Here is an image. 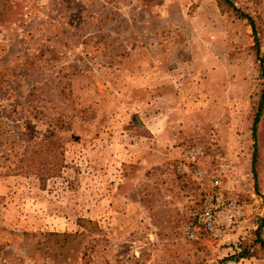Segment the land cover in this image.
Masks as SVG:
<instances>
[{"label":"rangeland","instance_id":"1","mask_svg":"<svg viewBox=\"0 0 264 264\" xmlns=\"http://www.w3.org/2000/svg\"><path fill=\"white\" fill-rule=\"evenodd\" d=\"M231 1L254 18L264 69V0ZM5 3L0 264H264L250 24L217 0ZM37 152L62 163L44 182L29 172ZM215 179L243 205L233 238L255 256L186 237Z\"/></svg>","mask_w":264,"mask_h":264},{"label":"built area","instance_id":"2","mask_svg":"<svg viewBox=\"0 0 264 264\" xmlns=\"http://www.w3.org/2000/svg\"><path fill=\"white\" fill-rule=\"evenodd\" d=\"M198 153L202 151L196 150L195 154ZM210 185L211 189L204 194L201 207L193 213V220L186 224L184 233L190 240H198L206 233L237 253L240 248L234 242L233 232L242 223L243 205L223 195L219 180L215 179Z\"/></svg>","mask_w":264,"mask_h":264},{"label":"trees","instance_id":"3","mask_svg":"<svg viewBox=\"0 0 264 264\" xmlns=\"http://www.w3.org/2000/svg\"><path fill=\"white\" fill-rule=\"evenodd\" d=\"M7 0H0V20L3 18V15L6 14L7 10L10 9V6L6 5ZM218 4L225 8V10L231 11L232 14L239 18V19H245L252 28V34H253V49L255 52V55L257 56L258 65L260 67V73L259 76L261 78V88L259 92V97L255 102L254 108H253V115H252V138H253V151H252V158H251V171L254 177L255 184L257 185L258 182V158H259V144H258V123L261 118V115L264 111V69L262 66V59L259 57V48H260V40L258 36L257 31V25L254 21V18L251 14L243 11L241 8L237 7L231 0H217ZM37 155L41 156L40 164H34L31 167L30 173L36 174L41 182H44L48 178L49 170L51 169L54 173H57L60 171L62 163L57 161L56 164L53 165L52 168H48V163L45 161L47 157L44 155V153L37 152ZM59 155H62V152H59ZM38 156V157H39ZM260 229L259 227L256 232V241L260 244L261 248L264 250V240L262 239L260 235ZM252 256H255V253L250 252V246L244 245L240 248V251L234 254V256H231L229 259L238 261L241 258H250Z\"/></svg>","mask_w":264,"mask_h":264}]
</instances>
